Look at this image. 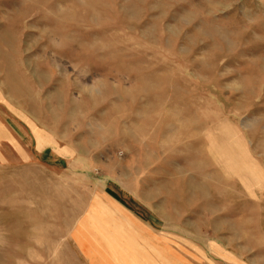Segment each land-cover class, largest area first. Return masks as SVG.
<instances>
[{
    "label": "rangeland",
    "instance_id": "obj_1",
    "mask_svg": "<svg viewBox=\"0 0 264 264\" xmlns=\"http://www.w3.org/2000/svg\"><path fill=\"white\" fill-rule=\"evenodd\" d=\"M0 264H264V0H0Z\"/></svg>",
    "mask_w": 264,
    "mask_h": 264
}]
</instances>
